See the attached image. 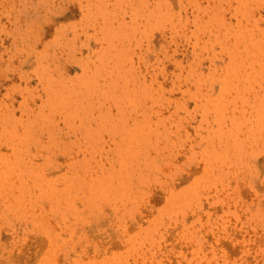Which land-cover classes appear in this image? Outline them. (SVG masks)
I'll return each instance as SVG.
<instances>
[{"label":"rangeland","instance_id":"obj_1","mask_svg":"<svg viewBox=\"0 0 264 264\" xmlns=\"http://www.w3.org/2000/svg\"><path fill=\"white\" fill-rule=\"evenodd\" d=\"M0 264H264V0H0Z\"/></svg>","mask_w":264,"mask_h":264},{"label":"bare ground","instance_id":"obj_2","mask_svg":"<svg viewBox=\"0 0 264 264\" xmlns=\"http://www.w3.org/2000/svg\"><path fill=\"white\" fill-rule=\"evenodd\" d=\"M254 13H255V12H254ZM97 46H98V45H97ZM26 99H27V98H26ZM27 100H28V99H27ZM8 152H9V151H8ZM73 157H74V156H73ZM4 173H6V171L2 172L3 175H5ZM47 175H48V174H47ZM5 176H6V175H5ZM233 183H234V182H233ZM174 188H175V187H174ZM164 194H165V193H164ZM60 204H61V203H60ZM109 209H110V208H109ZM107 211H108V210H107ZM150 216H151V215H150ZM54 226H55V225H54ZM88 229H89V228H88ZM2 232H3V231H2ZM113 236H114V235H113ZM111 237H112V236H111ZM44 239H45V238H44ZM29 240H30V239H29ZM45 240H46V239H45ZM36 241H37V240H36ZM113 241H114V240H113ZM14 242H15V241H14ZM43 243H44V242H43ZM43 243H42V244H43ZM28 244H29V243H28ZM35 244H36V243H35ZM42 244H41V245H42ZM45 244H46V242H45ZM45 244H43V245H45ZM106 244H107V242H106ZM106 244H105V245H106ZM192 246H193V245H192ZM20 247H21V246H20ZM36 247H38V246H36ZM45 247H46V246H45ZM43 250H44V249H43ZM57 257H58V256H57ZM57 262H58V261H57Z\"/></svg>","mask_w":264,"mask_h":264}]
</instances>
